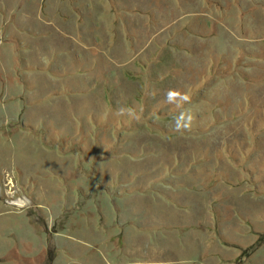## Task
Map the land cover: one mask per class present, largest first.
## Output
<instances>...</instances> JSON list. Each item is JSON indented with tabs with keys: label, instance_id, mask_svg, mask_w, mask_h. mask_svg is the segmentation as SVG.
<instances>
[{
	"label": "rangeland",
	"instance_id": "obj_1",
	"mask_svg": "<svg viewBox=\"0 0 264 264\" xmlns=\"http://www.w3.org/2000/svg\"><path fill=\"white\" fill-rule=\"evenodd\" d=\"M0 264H264V0H0Z\"/></svg>",
	"mask_w": 264,
	"mask_h": 264
}]
</instances>
